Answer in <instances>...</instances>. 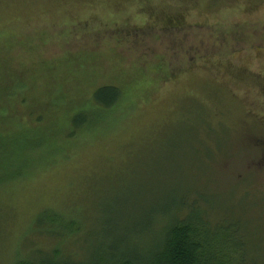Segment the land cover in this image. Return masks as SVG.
Segmentation results:
<instances>
[{
    "label": "rangeland",
    "instance_id": "374dc122",
    "mask_svg": "<svg viewBox=\"0 0 264 264\" xmlns=\"http://www.w3.org/2000/svg\"><path fill=\"white\" fill-rule=\"evenodd\" d=\"M104 85L123 92L110 109ZM27 135L35 157L0 183V264L35 241H152L184 212L234 224L231 255L264 264V0H0L1 148Z\"/></svg>",
    "mask_w": 264,
    "mask_h": 264
},
{
    "label": "trees",
    "instance_id": "16d2710c",
    "mask_svg": "<svg viewBox=\"0 0 264 264\" xmlns=\"http://www.w3.org/2000/svg\"><path fill=\"white\" fill-rule=\"evenodd\" d=\"M122 98L121 88L114 85L101 86L94 93V102L101 109L115 107ZM89 121L90 117L83 110L72 117V125L78 129L86 126ZM29 137L27 135L24 138L16 137L12 142L10 140L15 144L13 149L1 148L0 144V183L18 177L35 157L27 151L31 146L37 148L33 146L35 139ZM20 142L26 145L21 147ZM43 222L51 226L61 225L59 233L54 235L56 238L61 237L68 226L75 239L80 226L78 220L73 222L58 218L52 212H43L39 215L37 225ZM221 224L226 227L213 229L212 222L204 216L184 212L172 219L169 224L163 225L152 241L141 240L132 244L128 239L134 232L128 228L119 236L114 234L109 245H93L94 252L89 250V246L81 249L79 245L76 250V246L73 247L74 241L71 243V250V247L65 248L60 243L54 244L51 248L39 247L35 241L25 247L26 256L16 264H244V258L235 260L231 255L232 251H237V255L242 251V242L237 237L234 241L235 249L230 248L233 242L231 230L236 229L235 225ZM40 231L42 230H37L36 233ZM141 233L147 235L144 229Z\"/></svg>",
    "mask_w": 264,
    "mask_h": 264
}]
</instances>
